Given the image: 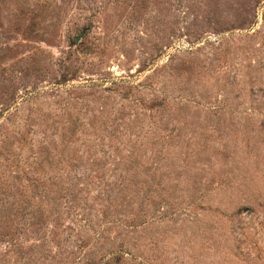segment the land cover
<instances>
[{"label": "rangeland", "instance_id": "374dc122", "mask_svg": "<svg viewBox=\"0 0 264 264\" xmlns=\"http://www.w3.org/2000/svg\"><path fill=\"white\" fill-rule=\"evenodd\" d=\"M0 264H264V0H0Z\"/></svg>", "mask_w": 264, "mask_h": 264}]
</instances>
